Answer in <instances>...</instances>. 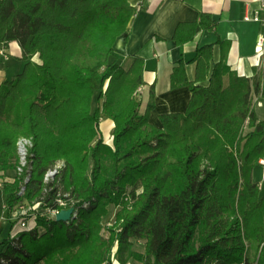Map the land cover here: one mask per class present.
Returning <instances> with one entry per match:
<instances>
[{
    "label": "trees",
    "instance_id": "obj_1",
    "mask_svg": "<svg viewBox=\"0 0 264 264\" xmlns=\"http://www.w3.org/2000/svg\"><path fill=\"white\" fill-rule=\"evenodd\" d=\"M135 13L129 0H0V49L16 41L25 61L0 84V172L17 168L20 137L33 140L30 169L3 185L8 216L23 198L41 201L37 225L3 241L0 264H105L115 247L121 262L264 264V194L253 179L264 159L254 104L264 100V63L254 77L239 76L225 51L211 66L214 45H205L191 81L181 54L171 88L192 95L183 112L161 115L159 128L149 122L154 85L140 113L144 59L128 68L111 61ZM217 26L200 12L173 39L182 47ZM103 115L115 123L112 145ZM60 160L65 166L46 183ZM60 196L77 210L72 219L44 215ZM111 206L116 219L106 227ZM135 240L145 241L144 252Z\"/></svg>",
    "mask_w": 264,
    "mask_h": 264
},
{
    "label": "crops",
    "instance_id": "obj_2",
    "mask_svg": "<svg viewBox=\"0 0 264 264\" xmlns=\"http://www.w3.org/2000/svg\"><path fill=\"white\" fill-rule=\"evenodd\" d=\"M136 8L129 25L128 38L120 37L115 44V60L128 68L136 57L145 61L140 113L147 108L151 86L154 85L155 107L149 116V122L163 128L161 115L183 112L191 98L188 86L171 88V74L183 54L186 74L189 80L196 78V62L193 60L199 47L213 46L211 66L217 63L222 52L227 53V61L231 69L239 76L252 78L260 73L263 64L256 66L255 47L259 36L264 31V22L246 19L260 8V0H129ZM200 12L209 13L218 23L215 30L199 32L182 47L173 39L177 26L182 22H193ZM264 17V12H261ZM219 41H225L222 46ZM0 55V84L15 78L22 72L25 61L21 60L22 50L18 42L10 43L8 49H2ZM264 63V55H263ZM227 81V78H226ZM207 85L208 82L201 83ZM264 100L256 96L254 102ZM264 119V116H260ZM8 170L7 172H11ZM253 179L258 182L264 194V174L258 163L253 170ZM7 194L0 187V249L6 239L12 237L15 221L9 218L6 208ZM134 249L144 252L145 241L135 240ZM105 264H143L136 259L121 262L117 255Z\"/></svg>",
    "mask_w": 264,
    "mask_h": 264
},
{
    "label": "built area",
    "instance_id": "obj_3",
    "mask_svg": "<svg viewBox=\"0 0 264 264\" xmlns=\"http://www.w3.org/2000/svg\"><path fill=\"white\" fill-rule=\"evenodd\" d=\"M261 12H264V0H260V8L259 10L255 11V13L252 16H247L246 19H253L256 21L262 20L264 22V17L261 16ZM255 53H256V64L259 65L263 61V55H264V31L259 36L256 47H255ZM139 90H142L140 88ZM33 147V140L30 137H20L17 141V152H18V166L16 168V171L20 174L25 172L26 170L30 169V161H31V149ZM259 164L263 168V174H264V159H261L259 161ZM65 166V163L63 160L58 161L51 169H49L44 177V181L46 183L51 182L56 175L63 169ZM5 181L0 177V187L4 185ZM24 188L22 189V191ZM68 194H64V196H67ZM57 203L59 208H47L44 215L57 220L58 213L63 209H70L72 208V214L69 219H72L77 215V210L71 206L70 208H67V200L64 197H59L57 199ZM41 201H36L33 204L29 205L27 208L24 204H18L14 207L12 212V220L15 221L13 229H12V237L16 236L19 232L24 230H30L33 229L37 225L36 221V212L37 209L40 207ZM112 223L111 225H113ZM110 226V223H109ZM11 237V238H12ZM117 247L113 249V254L116 253Z\"/></svg>",
    "mask_w": 264,
    "mask_h": 264
},
{
    "label": "rangeland",
    "instance_id": "obj_4",
    "mask_svg": "<svg viewBox=\"0 0 264 264\" xmlns=\"http://www.w3.org/2000/svg\"><path fill=\"white\" fill-rule=\"evenodd\" d=\"M5 50V49H4ZM3 54V51L2 49H0V55ZM116 55V54H115ZM112 56L111 57V61L112 60H115L114 57L116 56ZM117 58V57H116ZM34 60L36 61H39V58L38 56H35L34 57ZM263 64V61L261 64L257 65L256 66H260ZM141 96H142V90H139L138 93H137V98L139 100H141ZM102 102V101H101ZM101 102H98L97 100V94L95 95L94 97V102H93V106L96 107L97 105H99ZM255 106H256V110H257V113H258V116H264V107L262 106L261 103H258V102H254ZM101 105V104H100ZM114 126H115V123L114 121L107 117L106 115H103L101 117V120H100V130H101V133H102V136L104 138V142H106L107 144H110L112 145L113 143V129H114ZM262 172H263V168H262ZM21 174L18 173L16 171V169L12 170L11 172H0V177L5 181V182H12L16 176H20ZM23 189V188H22ZM24 190L22 191L21 190V193H23ZM35 201V200H34ZM34 201L32 200H29L27 198H23L20 202H19V205L20 204H24L26 206V208L33 204ZM118 208L117 207H114V206H111L110 207V210H109V213L108 215L105 217V219L103 220V225L106 226V227H110L112 223H115V214L117 212ZM109 223H110V226H109Z\"/></svg>",
    "mask_w": 264,
    "mask_h": 264
},
{
    "label": "water",
    "instance_id": "obj_5",
    "mask_svg": "<svg viewBox=\"0 0 264 264\" xmlns=\"http://www.w3.org/2000/svg\"><path fill=\"white\" fill-rule=\"evenodd\" d=\"M73 209H63L61 210L57 215V220L59 221H65L68 220L72 214Z\"/></svg>",
    "mask_w": 264,
    "mask_h": 264
}]
</instances>
